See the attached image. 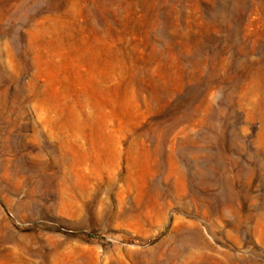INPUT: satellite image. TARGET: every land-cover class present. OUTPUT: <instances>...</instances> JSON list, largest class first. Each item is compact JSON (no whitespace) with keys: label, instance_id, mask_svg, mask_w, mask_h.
Wrapping results in <instances>:
<instances>
[{"label":"rangeland","instance_id":"rangeland-1","mask_svg":"<svg viewBox=\"0 0 264 264\" xmlns=\"http://www.w3.org/2000/svg\"><path fill=\"white\" fill-rule=\"evenodd\" d=\"M0 264H264V0H0Z\"/></svg>","mask_w":264,"mask_h":264}]
</instances>
